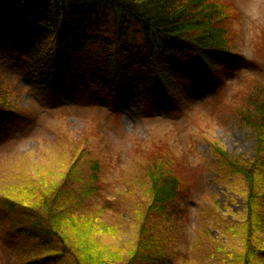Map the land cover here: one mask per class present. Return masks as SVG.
I'll list each match as a JSON object with an SVG mask.
<instances>
[{"label": "trees", "instance_id": "obj_1", "mask_svg": "<svg viewBox=\"0 0 264 264\" xmlns=\"http://www.w3.org/2000/svg\"><path fill=\"white\" fill-rule=\"evenodd\" d=\"M226 5L222 0H0V126L9 128V119L16 123L8 101L13 88L2 71L11 56L23 73L69 75L89 88L110 89L130 76L141 86L170 88L183 72L204 78L223 74L234 43ZM254 89L245 94L238 116L257 137L255 157L221 154L239 176L246 201L243 221L235 227L241 244L234 253L228 250L233 264H264V83ZM69 153L61 154L62 163L38 165L27 174L23 167L8 168L22 179L0 190V221L7 226L0 237L20 250L9 254L4 248L7 257L14 264L168 261L166 241L159 244L151 230L157 219L171 236L168 212L183 183L172 161L159 156L148 163L145 209L123 225L122 217L106 219L104 206L88 205L86 194L97 195L100 188L98 167H90L92 180L85 188L72 189L80 175L79 151Z\"/></svg>", "mask_w": 264, "mask_h": 264}, {"label": "rangeland", "instance_id": "obj_2", "mask_svg": "<svg viewBox=\"0 0 264 264\" xmlns=\"http://www.w3.org/2000/svg\"><path fill=\"white\" fill-rule=\"evenodd\" d=\"M222 1L230 9L229 0ZM229 29L236 55L224 57L223 74L183 72L170 88L141 86L133 76L110 89L89 88L69 75L23 73L9 57L2 71L13 88L8 101L16 123L9 119V128L0 126V190L22 179L9 167H23L27 174L38 165L62 163V153L79 151L80 175L72 189L85 188L90 167H98L100 188L97 195L86 194L88 205L104 206L106 219L122 217L127 225L145 209L148 163L164 156L183 186L168 212L171 236L157 219L152 223L151 233L159 244L166 241L169 257L154 264H233L228 253L241 244L235 227L243 221L246 201L239 176L221 154L251 160L257 153V137L238 111L245 94L264 83V24L251 26L243 37ZM244 38L254 43V56L241 47ZM5 227L0 221V233ZM8 240L0 237L1 264H14L4 248L20 252Z\"/></svg>", "mask_w": 264, "mask_h": 264}, {"label": "clouds", "instance_id": "obj_3", "mask_svg": "<svg viewBox=\"0 0 264 264\" xmlns=\"http://www.w3.org/2000/svg\"><path fill=\"white\" fill-rule=\"evenodd\" d=\"M232 18L229 27L238 35L244 36L255 24H264V0H229ZM241 47L249 56L256 54V47L251 40H241Z\"/></svg>", "mask_w": 264, "mask_h": 264}]
</instances>
